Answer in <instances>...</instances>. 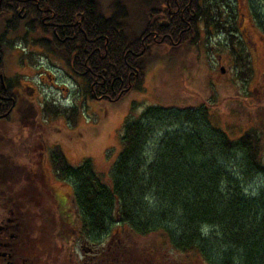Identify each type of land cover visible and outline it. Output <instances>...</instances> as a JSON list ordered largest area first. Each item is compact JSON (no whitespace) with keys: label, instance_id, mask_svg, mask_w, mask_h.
Returning <instances> with one entry per match:
<instances>
[{"label":"trees","instance_id":"1","mask_svg":"<svg viewBox=\"0 0 264 264\" xmlns=\"http://www.w3.org/2000/svg\"><path fill=\"white\" fill-rule=\"evenodd\" d=\"M39 1L41 10L32 0L27 14L36 19L34 24L4 15L12 10L2 4L1 15L14 19V26L0 29V57L21 32L25 45L68 64L94 101L119 103L142 91L153 48L176 52L184 45H200L202 23L208 34L211 28L227 33L241 76L251 72L249 60L236 52L232 25L220 12L216 19L210 0H192L184 15L158 11L166 0H136L134 7L117 0L109 7L100 0ZM222 2L229 7L228 0ZM169 4L184 9L186 1ZM56 109L46 105L43 110L47 118L64 117L77 125L74 109ZM210 109L208 104L198 111L149 107L127 118L111 180L97 175L90 159L75 168L60 146L51 150L56 177L73 183L77 211L58 215L95 243V264H126L120 259L121 240L105 246L107 238L122 232V238H139L144 242L139 246L156 248L151 256L162 264H264V187L254 195L242 187V179L264 176L262 139L256 131L232 139L211 125ZM176 123L183 130L165 135L150 150L154 132ZM239 158V165H231ZM60 227L56 231L67 232ZM113 248L119 249L109 250Z\"/></svg>","mask_w":264,"mask_h":264},{"label":"rangeland","instance_id":"2","mask_svg":"<svg viewBox=\"0 0 264 264\" xmlns=\"http://www.w3.org/2000/svg\"><path fill=\"white\" fill-rule=\"evenodd\" d=\"M115 1L100 0L104 7ZM117 1L125 2L126 7H134L136 3V0ZM210 1L214 3L216 14L220 12L223 21L232 25L236 52L242 54L244 60H249L250 74L241 76V69L235 63L238 57L232 55L228 34L214 28L208 34L202 23L198 46L184 45L176 52L155 46L148 61L144 89L131 92L119 103L92 100L87 96L81 78L71 71L68 64L46 50L30 43L25 45L20 38L23 36L21 32L16 35L13 47L5 55L7 71L12 75L16 72L26 75L23 82L27 86L26 95L32 101V114L24 119L21 128L16 126L12 130L13 133L24 134L23 128L27 125L26 129L30 130L27 138L10 139V143L4 139L6 146L8 144L6 153L12 168L18 165L22 170L29 164L36 168L43 164L48 183L56 188L57 200L63 204L61 209L64 211L71 207L67 203L73 200L74 186L72 182L58 180L52 169L50 152L55 146L62 148L72 167H80L90 159L94 172L104 180H111L113 167L122 152L123 123L127 118H135L149 107L198 111L206 104L211 107V125L230 134L232 139L245 132L256 131L258 138L262 139L264 160V0H228L229 7L222 0ZM219 17L218 14L216 19ZM7 38L12 41L11 36ZM22 61L27 65L25 68L19 66ZM46 105L58 111L74 109L79 114L77 125L73 126L64 117L47 118L43 110ZM185 128L190 130L188 126ZM178 130L183 129L177 123L163 126L161 131L154 132L149 149H153L157 140ZM240 161V158L236 159L231 165H239ZM39 183L36 187L39 192L47 193L43 198L52 200L51 186ZM242 187L247 194H257L264 187V176L242 179ZM49 206L43 209L47 212ZM51 211L49 208V213ZM123 235L122 232L118 238L115 235L107 238L105 246L107 248L116 239L121 240L123 248L119 251L123 254L120 259L124 258L126 264H162L160 258L151 256L152 252L158 251L156 248L139 246L144 244L141 239L122 238ZM68 237L59 240L48 235L49 242L45 248H58L59 252L53 259L49 257V264H85L79 246L66 244ZM117 243L113 244L119 246Z\"/></svg>","mask_w":264,"mask_h":264},{"label":"flooded vegetation","instance_id":"3","mask_svg":"<svg viewBox=\"0 0 264 264\" xmlns=\"http://www.w3.org/2000/svg\"><path fill=\"white\" fill-rule=\"evenodd\" d=\"M33 1L36 7L40 9V1ZM166 1L167 3L163 4L158 11H169L173 15H184L192 3V0H185L186 4L182 9L181 5L172 7L169 4L170 0ZM4 2L10 8L8 11L12 10L7 14L5 11L4 15L9 17L17 15L23 19L24 23L34 24L37 22L36 19H31L27 15L32 7V0H0V29L6 30L8 27L14 26V19H9L4 15L2 18L1 8ZM46 20L47 18L44 16L43 24ZM254 50L256 51V48ZM5 59L6 57H0V62L3 61L0 67V185H2L0 187V264H49V257L53 259L54 254L59 253L58 248H45V244L47 245L49 242V234L59 240H64L65 236H69L66 243L69 246H79L81 254L85 258L84 263L87 264L88 261L89 264H95L97 250L95 243L91 239L87 241L72 223L69 224L68 222L65 225L58 215L63 212L61 209L63 204L57 200L56 188L48 183L49 179L46 177L43 164L37 168L29 164L28 167L25 166L24 169L20 170L18 165L12 168L8 163V154L6 153L8 144L6 146L4 139H8L10 143V139H23L22 137L25 139L30 135V130L28 132L26 124V128H23L25 129L24 134L16 131L13 133L12 130L16 129V126L21 128V124L25 123L24 119L29 116V113L32 114V101L26 95L27 86L23 82L24 78H27L26 75L22 72L10 74L7 71ZM25 64V61H22L19 66L25 68L27 66ZM13 142L16 144L15 141ZM39 181L42 182L41 184L51 186L53 189L52 200L44 199L43 197L47 193L39 192L36 188L40 184ZM67 204L71 207L64 209V213L70 216L76 211L74 208L75 201H68ZM46 205H50L49 208H52L50 213L49 208H47V212L43 209ZM48 213L54 215L51 216ZM63 225L64 228H67V232L56 231L60 226L64 229ZM40 245H44V248ZM71 255L74 258L73 253ZM72 262L74 263V259H71Z\"/></svg>","mask_w":264,"mask_h":264},{"label":"water","instance_id":"4","mask_svg":"<svg viewBox=\"0 0 264 264\" xmlns=\"http://www.w3.org/2000/svg\"><path fill=\"white\" fill-rule=\"evenodd\" d=\"M224 72V71H223Z\"/></svg>","mask_w":264,"mask_h":264}]
</instances>
